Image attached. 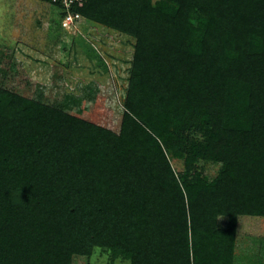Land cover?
I'll return each instance as SVG.
<instances>
[{
  "label": "trees",
  "instance_id": "obj_1",
  "mask_svg": "<svg viewBox=\"0 0 264 264\" xmlns=\"http://www.w3.org/2000/svg\"><path fill=\"white\" fill-rule=\"evenodd\" d=\"M70 11L135 40L120 129L0 87V264H233L238 218H264V0Z\"/></svg>",
  "mask_w": 264,
  "mask_h": 264
},
{
  "label": "rangeland",
  "instance_id": "obj_2",
  "mask_svg": "<svg viewBox=\"0 0 264 264\" xmlns=\"http://www.w3.org/2000/svg\"><path fill=\"white\" fill-rule=\"evenodd\" d=\"M59 18L48 3L0 0V87L117 134L135 40L82 18L62 28ZM190 137L202 140L196 132ZM171 163L183 170L181 160ZM195 168L212 180L220 165L199 161ZM72 264L129 261L94 248ZM233 264H264V218H238Z\"/></svg>",
  "mask_w": 264,
  "mask_h": 264
},
{
  "label": "built area",
  "instance_id": "obj_3",
  "mask_svg": "<svg viewBox=\"0 0 264 264\" xmlns=\"http://www.w3.org/2000/svg\"><path fill=\"white\" fill-rule=\"evenodd\" d=\"M52 2H57V1H60L66 11H67V14L66 16L62 19V26L64 28H70V27H73L81 18L78 14H74V13H71L70 11V7L77 3V4H80L82 2V0H51Z\"/></svg>",
  "mask_w": 264,
  "mask_h": 264
}]
</instances>
